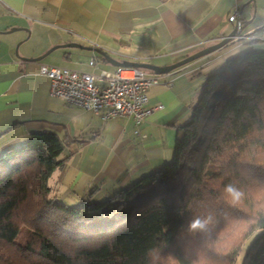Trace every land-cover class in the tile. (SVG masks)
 I'll return each instance as SVG.
<instances>
[{
    "label": "crops",
    "instance_id": "0c3cea01",
    "mask_svg": "<svg viewBox=\"0 0 264 264\" xmlns=\"http://www.w3.org/2000/svg\"><path fill=\"white\" fill-rule=\"evenodd\" d=\"M235 8L241 14L231 22ZM236 24L255 39L233 40L161 75L149 97L164 108L139 127L131 117L103 120L50 94L40 67H69V47H60V61L30 60L77 43L70 48L91 52L89 61L99 49L119 61L170 65L221 41ZM251 48L264 51V0H0V153L32 132H56L67 158L50 179L55 194L73 204L103 199L172 160L206 78Z\"/></svg>",
    "mask_w": 264,
    "mask_h": 264
},
{
    "label": "trees",
    "instance_id": "16d2710c",
    "mask_svg": "<svg viewBox=\"0 0 264 264\" xmlns=\"http://www.w3.org/2000/svg\"><path fill=\"white\" fill-rule=\"evenodd\" d=\"M65 140L35 131L0 153V243L35 254L39 264H162L160 250L177 264H199L186 245L199 243L208 256L220 240L208 243L213 225L244 206L240 264H264V190L255 196L264 186V51L251 48L209 74L170 163L103 199L73 204L55 194L50 179L66 161ZM229 185L242 193V207L222 202ZM195 219L206 226L191 229ZM239 252L223 264H237Z\"/></svg>",
    "mask_w": 264,
    "mask_h": 264
},
{
    "label": "built area",
    "instance_id": "2783aa9c",
    "mask_svg": "<svg viewBox=\"0 0 264 264\" xmlns=\"http://www.w3.org/2000/svg\"><path fill=\"white\" fill-rule=\"evenodd\" d=\"M240 14V9L235 8L229 20L235 22ZM233 39L244 42L255 39V36L240 33ZM97 61V57H92L89 62L96 65ZM40 71L50 78L53 97L91 110L103 120L131 117L139 127L148 116L164 108L161 104H151L149 97V89L160 83L161 75L142 68L119 66L91 73L42 64Z\"/></svg>",
    "mask_w": 264,
    "mask_h": 264
},
{
    "label": "rangeland",
    "instance_id": "374dc122",
    "mask_svg": "<svg viewBox=\"0 0 264 264\" xmlns=\"http://www.w3.org/2000/svg\"><path fill=\"white\" fill-rule=\"evenodd\" d=\"M20 47L21 45L18 48L20 49ZM67 49L73 53V59L67 63V66L71 67L72 69L91 73L100 72L102 69H114L112 65L104 61L103 56H101L100 54H98L99 63L98 65H96L97 67H92L88 64L89 58L92 55L91 52H86L84 50H79L77 48L70 47ZM48 57L56 59L58 61L62 60V48L54 50L51 54L48 55ZM230 82H233V78H230L226 82L227 85L230 84ZM263 188L264 186L258 187V189L255 190V196L263 198ZM260 194L263 196H260ZM225 197V199H222L224 205L230 206L229 201L231 200L234 203V200H236L233 199V197L227 192L225 193ZM235 202L238 206L242 207V201L240 198ZM233 206H236L235 203ZM248 223L249 216L247 215L246 207L243 206V212H240V214H237L234 210H231L229 214L222 215V217L218 219L217 223L213 225L216 231L211 229L213 237L210 241H208V243L212 246L213 241L215 239V242L218 239L220 240L218 241L217 246L213 245L214 249H210L208 251V256H205L206 250L204 249V247L201 248L199 243H196L190 240L189 238L188 239L190 240V242L186 245L187 248L185 252L190 254L195 260L198 261L199 264H223L226 263L227 260H231V258L228 257L229 251H231L235 247H238L240 249V252L238 257L236 258L237 264H240L248 244L247 240H244V234L247 229ZM31 226L33 225L27 224L23 226L22 234L19 237L22 242L25 241V236L27 235L26 230H28ZM155 255L157 257V260L162 264H177L175 258L173 257L170 251L160 250ZM0 258L5 264L40 263L38 257L35 254L23 251L22 248H20L19 246L7 245L4 243H0Z\"/></svg>",
    "mask_w": 264,
    "mask_h": 264
},
{
    "label": "water",
    "instance_id": "95a60500",
    "mask_svg": "<svg viewBox=\"0 0 264 264\" xmlns=\"http://www.w3.org/2000/svg\"><path fill=\"white\" fill-rule=\"evenodd\" d=\"M17 30V28H13L12 31ZM242 27L239 26V24H236L234 29L232 30V32L224 37L221 41L212 44L208 47H205L204 49L180 60L177 61L173 64L170 65H157V64H153V63H149V62H136V61H119L116 60L115 58L111 57L108 53L102 51V50H97L98 53L103 56L105 58V60L107 62H109L111 65L115 66V67H119V66H134V67H138V68H142L145 70H149L152 73L158 74V75H163V74H167L170 73L178 68H181L195 60H198L199 58H202L204 56H207L225 46H227L228 44H230L231 42H233V38L237 35L242 33ZM82 47L80 44L77 43H68V44H63V45H56L54 47H52L51 49H49L45 54L39 56V57H34L31 58L30 60L33 61H41L44 58H46L49 54H51L54 50H56L57 48L60 47Z\"/></svg>",
    "mask_w": 264,
    "mask_h": 264
},
{
    "label": "clouds",
    "instance_id": "9594fccd",
    "mask_svg": "<svg viewBox=\"0 0 264 264\" xmlns=\"http://www.w3.org/2000/svg\"><path fill=\"white\" fill-rule=\"evenodd\" d=\"M226 191L228 192L229 195L233 197V199H236V200H238L242 196V193H240L238 190L233 188L231 185L227 187ZM206 223H207L206 221L195 219L191 222L190 228L193 230L203 229L206 226Z\"/></svg>",
    "mask_w": 264,
    "mask_h": 264
}]
</instances>
